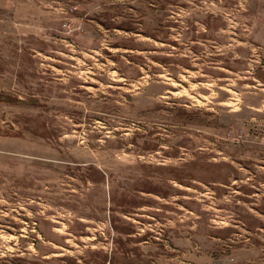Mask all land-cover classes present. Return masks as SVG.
Here are the masks:
<instances>
[{"label":"rangeland","instance_id":"1","mask_svg":"<svg viewBox=\"0 0 264 264\" xmlns=\"http://www.w3.org/2000/svg\"><path fill=\"white\" fill-rule=\"evenodd\" d=\"M0 264H264V0H0Z\"/></svg>","mask_w":264,"mask_h":264}]
</instances>
